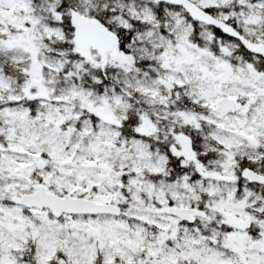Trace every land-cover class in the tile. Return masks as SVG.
I'll return each instance as SVG.
<instances>
[{"label": "snow or ice", "instance_id": "1", "mask_svg": "<svg viewBox=\"0 0 264 264\" xmlns=\"http://www.w3.org/2000/svg\"><path fill=\"white\" fill-rule=\"evenodd\" d=\"M0 264H264V0H0Z\"/></svg>", "mask_w": 264, "mask_h": 264}]
</instances>
